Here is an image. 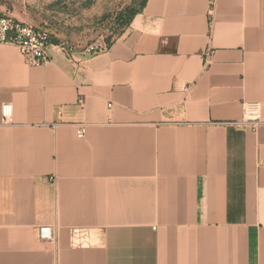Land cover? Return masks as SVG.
<instances>
[{
  "label": "crops",
  "instance_id": "0c3cea01",
  "mask_svg": "<svg viewBox=\"0 0 264 264\" xmlns=\"http://www.w3.org/2000/svg\"><path fill=\"white\" fill-rule=\"evenodd\" d=\"M209 8L145 0L108 46L53 42L40 66L0 43V264H264V0ZM247 102L256 131L229 124Z\"/></svg>",
  "mask_w": 264,
  "mask_h": 264
},
{
  "label": "rangeland",
  "instance_id": "374dc122",
  "mask_svg": "<svg viewBox=\"0 0 264 264\" xmlns=\"http://www.w3.org/2000/svg\"><path fill=\"white\" fill-rule=\"evenodd\" d=\"M144 2L35 0L26 5L19 4L18 9L30 12L32 19L25 23L47 30L51 34L52 43L61 44L66 51L75 52L84 51L90 46L96 49L106 47L121 37L133 17L141 11ZM16 15V18L11 17L21 21L20 16Z\"/></svg>",
  "mask_w": 264,
  "mask_h": 264
},
{
  "label": "built area",
  "instance_id": "2783aa9c",
  "mask_svg": "<svg viewBox=\"0 0 264 264\" xmlns=\"http://www.w3.org/2000/svg\"><path fill=\"white\" fill-rule=\"evenodd\" d=\"M209 17L213 13L215 0H209ZM0 43L10 44L18 48L23 60L30 66L45 65L50 61L48 47L51 42V34L42 28L21 22L11 16L0 14ZM97 50L94 46L88 47L85 51L92 53ZM210 51L207 52L206 61L209 58ZM109 108L111 104H108ZM2 116L5 121L11 117V106L2 105ZM232 126L239 130L256 129L261 124V112L258 103L247 102L243 104V115L240 120L230 122ZM77 136L82 138L84 128L77 127ZM37 237L40 241L55 242L56 233L51 225H40L37 227Z\"/></svg>",
  "mask_w": 264,
  "mask_h": 264
},
{
  "label": "trees",
  "instance_id": "16d2710c",
  "mask_svg": "<svg viewBox=\"0 0 264 264\" xmlns=\"http://www.w3.org/2000/svg\"><path fill=\"white\" fill-rule=\"evenodd\" d=\"M130 17H132V14H131V16ZM130 17H129V19H130Z\"/></svg>",
  "mask_w": 264,
  "mask_h": 264
}]
</instances>
